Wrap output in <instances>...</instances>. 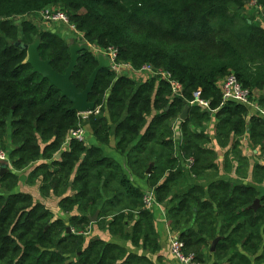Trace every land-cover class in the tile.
Instances as JSON below:
<instances>
[{"label": "trees", "instance_id": "1", "mask_svg": "<svg viewBox=\"0 0 264 264\" xmlns=\"http://www.w3.org/2000/svg\"><path fill=\"white\" fill-rule=\"evenodd\" d=\"M246 2H255L264 17V0H0V149L9 151L12 166L0 177V264H152L117 244L87 241L88 217L97 211L98 224L113 237L133 246L141 242L145 251L159 249L144 192L101 149L84 142L62 149L82 116L32 73L26 53L12 43L18 38L14 21L50 6L60 7L90 46L115 48L118 62L161 68L182 84L183 98L170 101L165 82L138 83L102 70L89 97L99 112L88 119L99 145L109 144L114 127L115 149L126 154L131 173L147 180L157 203L168 202V226L184 253L199 264L212 258V264H264V197L259 208L249 209L259 197L253 188L217 181L169 198L183 168L197 176L214 167L215 153L203 148L208 141L203 125L211 113L187 106L194 91L215 111V137L231 145L227 155L242 161L236 150L246 134L263 162L254 167L255 177H264V120L234 103L220 106L218 88L233 74L264 107V29L240 19ZM20 26L21 43L39 38L40 58L63 74L70 61L67 42L28 20ZM97 66L92 51L81 52L71 83L82 91ZM185 107L187 117L179 121ZM177 121L179 145L173 138ZM25 170L43 200L60 199L58 209L68 223L55 219L44 203L14 191L16 173ZM217 236L214 254L205 256Z\"/></svg>", "mask_w": 264, "mask_h": 264}, {"label": "crops", "instance_id": "2", "mask_svg": "<svg viewBox=\"0 0 264 264\" xmlns=\"http://www.w3.org/2000/svg\"><path fill=\"white\" fill-rule=\"evenodd\" d=\"M33 24V23H32ZM38 28L37 25L33 24ZM45 30L52 31L55 30V35H57L62 40H68L69 43L67 45H72L74 43L81 44L74 41L75 35L64 25L55 24L50 25V27H46ZM71 40V41H69ZM85 119V118H84ZM217 120L214 117V113L209 114V119L203 125V133L207 137L208 141L204 145L203 148H209L215 153L216 160H214V167L212 169L206 170L197 176H193L188 169L183 168V177L176 181L174 186L172 187L171 194L169 198L172 197H180L186 194L192 187H201L203 189H207L210 184L217 181H225L232 186H248L253 188L259 195L258 199L264 197V177L257 179L255 177V166L263 165V162L258 157L257 150H254L248 136L245 134L241 137L238 142L239 145L237 147V152H239V156L242 161L233 160L230 155L226 160V163L223 160V155L229 150L230 144L224 146L220 140L215 137V125ZM85 131V144L88 147H97L103 151V154L106 158L111 159L115 164H117L125 177L129 180L130 184L134 187L139 188L144 193L147 191H151L149 188V183L146 179H141L134 176L128 166L127 156L126 154H121L115 149V140H114V127H112V133L110 142L108 145H99L91 132L90 126L88 124L83 126ZM232 142V139H230ZM175 144H179V135L177 133L174 138ZM65 150V148H62ZM227 158V157H226ZM7 164V163H6ZM7 170H12V167L8 164ZM26 171V170H25ZM30 170L24 172L21 176V180L26 182L28 178ZM147 172V171H146ZM146 174V173H145ZM151 174V172H150ZM149 174V175H150ZM264 176V173H263ZM28 184V183H27ZM30 186H26L30 190H26L25 194L30 195L35 202H42L46 206L51 205L52 207H48L50 212L55 216V219L68 220L69 216L63 214L58 209V203L60 199H48L43 200L38 192V186L34 184H28ZM35 191V192H34ZM34 192V193H33ZM24 193V192H22ZM169 206L168 202L165 203H155L152 209L150 210L153 227L155 230V234L158 238L159 249L155 252L145 251L142 249V243L139 242L138 246H133L129 240H122L117 237H113L108 230L105 228H100L99 222L101 218L98 219L96 223H90V226L87 230V241L91 238H98L105 242L114 243L121 247H123L128 253L135 254L138 256L146 257L150 260L152 264H179L175 258L170 253V241L171 238L175 236L170 231L168 226L167 218H166V208ZM192 225V224H191ZM190 225V226H191ZM189 226V227H190ZM131 225H127L125 223V231L127 233H131ZM91 234V235H90ZM205 256H212L209 250L204 252ZM212 258V257H211ZM214 259L212 258L207 264H212Z\"/></svg>", "mask_w": 264, "mask_h": 264}, {"label": "built area", "instance_id": "3", "mask_svg": "<svg viewBox=\"0 0 264 264\" xmlns=\"http://www.w3.org/2000/svg\"><path fill=\"white\" fill-rule=\"evenodd\" d=\"M257 7L259 13H262L261 7H259L255 2H253ZM39 18L43 23L47 24H62L66 26L77 38L81 41V44H87L83 40V36L79 33L74 25L69 23L68 16L64 11L61 10L58 6H50L46 7L42 11L38 12ZM264 29V25H263ZM92 48V53L97 57L98 55H102L106 58L110 67L109 70L112 71L116 76H124L131 80H136L135 82L144 83L147 80L155 79L157 81L165 82L170 88V95L168 100L172 101L176 98H183L184 88L181 83L175 80L172 75L161 69L155 68L151 65H143L140 68L133 67L130 63H123L117 61V50L115 48H108L106 50H101L97 47L90 46ZM89 48V50H90ZM91 51V50H90ZM218 88L221 96V104L220 106L227 103H234L240 106L247 108L251 115H254L262 120H264V107L259 105V102L255 99H252L249 93L243 89L241 84L238 82L237 78L230 74L222 79L218 83ZM264 96V90L262 93ZM187 106L189 108L196 107L201 111H207L209 113H214L215 111H211L209 100L202 97L200 91H194L191 94V98L187 101ZM99 107L95 108V111L92 114H98ZM90 115V114H89ZM85 116V115H83ZM180 121V119H179ZM179 121H177L173 126V138L174 136L179 135V143H180V131H179ZM71 142H85V131L81 126H78L75 129H72L68 132L65 141L63 143V148L68 149ZM179 145V144H177ZM7 163L11 166V160L9 157V151L0 149V164ZM192 164V160L189 159L188 163ZM156 200L152 191H147L143 196V205L144 209L150 211L155 205ZM170 253L175 258V260L179 264H199L195 261L194 256L192 254L184 253V244L178 238L177 235L171 238L170 241Z\"/></svg>", "mask_w": 264, "mask_h": 264}, {"label": "water", "instance_id": "4", "mask_svg": "<svg viewBox=\"0 0 264 264\" xmlns=\"http://www.w3.org/2000/svg\"><path fill=\"white\" fill-rule=\"evenodd\" d=\"M51 34L55 35V30L51 31ZM40 45V39L36 38L32 44L26 45L21 42L14 44L16 48L20 51L26 53V64H28L32 70L33 74H38L42 79L46 80L49 83V87L55 88L59 91L61 98L68 100L71 104L70 110L76 112L78 115H89L95 111V104L89 101V97L92 93L94 81L102 70H108L110 67L109 61L104 58L102 55H98L97 61L98 66L92 72L91 76L88 79L85 88L80 91L78 90L70 81L71 76L75 72L78 59L81 55V52L87 51L89 49L87 44H77L74 43L68 46L69 51V64L64 70L63 74L55 72L49 60H42L40 58L38 49ZM188 107H185L182 113L179 116L180 121H185L187 117ZM59 155L55 157L57 160ZM8 164H0V177L5 174ZM151 166L148 168L146 174H150ZM260 206V200L256 199L253 204L249 207L251 210H256ZM99 212L97 211L93 216H89L88 220L90 223H96L98 220ZM66 233H72L69 227L66 228ZM221 237L217 236L211 243L209 247L210 254H214L217 243L220 241Z\"/></svg>", "mask_w": 264, "mask_h": 264}, {"label": "rangeland", "instance_id": "5", "mask_svg": "<svg viewBox=\"0 0 264 264\" xmlns=\"http://www.w3.org/2000/svg\"><path fill=\"white\" fill-rule=\"evenodd\" d=\"M239 15H240V19L241 20H247L249 23H252L253 25H256V26H259V27H261V28H263V25H264V17H263V15H262V13H259L258 12V10H257V7L255 6V4L253 3V2H246L245 3V5H244V7L242 8V10H241V12L239 13ZM25 20H28V21H30L31 23H33V24H35V25H37L38 26V29L39 30H45L46 29V27L48 26V27H50V24H47V23H43L42 21H41V19L39 18V14L38 13H36V14H33V15H27V16H22L21 18H19L17 21H14L13 23H14V25L17 27V30H18V38L17 39H15L12 43L13 44H15V43H17V42H21V40H20V25H21V23L23 22V21H25ZM36 39V38H35ZM35 39H34V41H35ZM69 41H71V40H69ZM74 41H76V42H78L79 41V43H81V41L77 38V36L75 35V37H74ZM66 42L67 43H69L68 42V40H66ZM90 48V47H89ZM90 50L92 51V48H90ZM134 81H136V80H134ZM88 117H89V115H85V116H82L81 117V120H80V123H79V126H81L82 128H83V126L85 127V125L86 124H88L89 125V119H88ZM85 118V119H84ZM176 136H174V138H175ZM9 148H10V146H8ZM229 151H227L224 155H223V160H224V162L226 163V160L229 158V156H230V154H228L227 155V153H228ZM236 152H237V150H236ZM239 156V155H238ZM227 157V158H226ZM234 158V157H233ZM217 159V157H215V160ZM148 170V169H147ZM146 170V171H147ZM24 172H27V170L26 171H24ZM23 171H21V172H19V173H16L17 174V176H18V183H17V186H16V188L14 189V191L15 192H17V193H19V192H24V194H25V191L28 189L26 186H30V185H28L29 183V179L27 178L26 179V182L25 181H23V179L21 180L20 178H21V176H22V174L24 173ZM146 176H149V174H145ZM28 183V184H27ZM28 190H30V189H28ZM35 192V191H34ZM33 192V193H34ZM50 207H52L51 205H49ZM49 206H46L47 208L49 207ZM54 216V215H53ZM54 218H55V216H54ZM69 220V219H68ZM68 220H64V222L65 223H68ZM98 227H100V228H105L106 227V225L105 224H101V225H99ZM89 228V227H88ZM88 228H87V230H88ZM91 235V234H90ZM86 237V239H87V236H85ZM206 262H208V261H206ZM204 263V264H207V263Z\"/></svg>", "mask_w": 264, "mask_h": 264}]
</instances>
